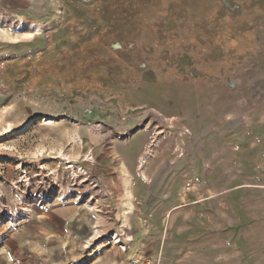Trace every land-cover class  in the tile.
<instances>
[{
    "label": "rangeland",
    "instance_id": "rangeland-1",
    "mask_svg": "<svg viewBox=\"0 0 264 264\" xmlns=\"http://www.w3.org/2000/svg\"><path fill=\"white\" fill-rule=\"evenodd\" d=\"M0 264H264V0H0Z\"/></svg>",
    "mask_w": 264,
    "mask_h": 264
},
{
    "label": "bare ground",
    "instance_id": "bare-ground-1",
    "mask_svg": "<svg viewBox=\"0 0 264 264\" xmlns=\"http://www.w3.org/2000/svg\"><path fill=\"white\" fill-rule=\"evenodd\" d=\"M35 30H36V31H35L36 34H38L39 31L41 30V28H38V27H37ZM31 36H32V33H29V34H28V37H31ZM16 40H17V39H16ZM14 41H15V40H14ZM87 157H88V156H87Z\"/></svg>",
    "mask_w": 264,
    "mask_h": 264
}]
</instances>
